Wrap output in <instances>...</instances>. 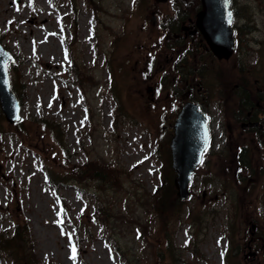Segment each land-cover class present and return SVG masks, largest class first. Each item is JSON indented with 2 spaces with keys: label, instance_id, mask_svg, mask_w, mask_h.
I'll list each match as a JSON object with an SVG mask.
<instances>
[{
  "label": "rangeland",
  "instance_id": "rangeland-1",
  "mask_svg": "<svg viewBox=\"0 0 264 264\" xmlns=\"http://www.w3.org/2000/svg\"><path fill=\"white\" fill-rule=\"evenodd\" d=\"M234 4L241 48L218 61L173 48L162 30L193 17L199 0H0V44L16 58L8 74L21 103L14 124L0 107V236L28 225L43 263L264 264L252 226L264 232V142L235 121L250 87L264 108V0ZM194 62L211 141L175 209L171 130L199 95L178 89L173 69ZM96 167L108 182L83 175ZM0 264H14L7 251Z\"/></svg>",
  "mask_w": 264,
  "mask_h": 264
},
{
  "label": "water",
  "instance_id": "water-1",
  "mask_svg": "<svg viewBox=\"0 0 264 264\" xmlns=\"http://www.w3.org/2000/svg\"><path fill=\"white\" fill-rule=\"evenodd\" d=\"M202 4L197 26L213 53L219 59H229L235 48L234 30L230 27L233 18L230 0H202ZM14 61L0 46V99L6 118L11 123L20 118V106L10 91L7 73L8 62ZM174 129L170 145L172 166L177 174L174 184L178 196L187 199L192 175L209 144L208 118L199 112L197 106L187 103L179 114Z\"/></svg>",
  "mask_w": 264,
  "mask_h": 264
},
{
  "label": "trees",
  "instance_id": "trees-1",
  "mask_svg": "<svg viewBox=\"0 0 264 264\" xmlns=\"http://www.w3.org/2000/svg\"><path fill=\"white\" fill-rule=\"evenodd\" d=\"M262 97L264 99V93H263ZM244 98L246 100L249 97L244 96ZM244 98H242L243 101H242L241 106H240V104L238 106V109L241 108L242 111H244L246 107H249V105L247 104V101H245ZM241 110H239V112H237V114H236L237 120L241 115ZM261 113H263V115H264V108L261 110ZM242 155L246 158V159L244 158L242 160V168L248 169L250 167V163H249L250 161L247 160V153H246L245 149L243 150ZM99 170H102V169L99 167H96V168L92 169L93 172H84V170H83L82 173H83V175L86 173L87 177L92 178L95 181H98V182L106 181V182H108L107 176H105L104 174H98L96 172ZM103 173L108 174L109 172H103ZM172 188H174L173 185H172ZM164 196L165 197L163 199H162L161 195H158L155 198L156 202L160 198L159 203L157 202V204H159V206L161 208H164L165 204L167 203L166 193L164 194ZM180 203H182V200H180L179 198H175L173 205H172L173 208L176 209V206ZM34 247H35V245L33 242L31 231H30L28 225H25V224L17 225L16 231L10 239L5 240L3 236H0V250L7 251L9 253V255L12 257L15 264H56L54 262H44L43 263L42 261L37 259V257H35Z\"/></svg>",
  "mask_w": 264,
  "mask_h": 264
},
{
  "label": "flooded vegetation",
  "instance_id": "flooded-vegetation-1",
  "mask_svg": "<svg viewBox=\"0 0 264 264\" xmlns=\"http://www.w3.org/2000/svg\"><path fill=\"white\" fill-rule=\"evenodd\" d=\"M194 21H195L194 19L192 21L191 18H188L187 20H183L181 22V25L179 26L176 32H169V31L165 32V36H168L169 34L172 35L173 40L175 42L172 45L173 48L183 46L184 48L192 49L193 47L198 46L208 51L206 45L201 39V34L198 31L194 33V30L196 29V25ZM192 60H195V59L193 58ZM173 73H175V67L173 69ZM193 86H194V80H192L191 82H188V87H185V88H187L188 92H191L194 89ZM197 91L201 92V87L197 89ZM198 105L202 107L201 103H198ZM254 117L255 116H253L252 112L247 113V116L245 118L246 123H243L242 127L253 126V125L257 126L256 123H253Z\"/></svg>",
  "mask_w": 264,
  "mask_h": 264
},
{
  "label": "bare ground",
  "instance_id": "bare-ground-1",
  "mask_svg": "<svg viewBox=\"0 0 264 264\" xmlns=\"http://www.w3.org/2000/svg\"><path fill=\"white\" fill-rule=\"evenodd\" d=\"M40 17L41 16L40 15H37V14L31 16V18H30L31 23H34ZM42 22L43 23H47L48 22V19L46 18L45 21H42ZM51 46L52 45H44V49L42 50V53L48 55L52 51L51 53H53L54 56H55V58H56V60L59 61L60 58H61L60 57V54L62 53L61 50L60 49H53V48H51ZM50 65H53L54 67L58 68V64L49 63V66Z\"/></svg>",
  "mask_w": 264,
  "mask_h": 264
},
{
  "label": "snow or ice",
  "instance_id": "snow-or-ice-1",
  "mask_svg": "<svg viewBox=\"0 0 264 264\" xmlns=\"http://www.w3.org/2000/svg\"><path fill=\"white\" fill-rule=\"evenodd\" d=\"M17 10L19 11V8H17ZM229 17H231V13H229ZM229 23H231V20H229ZM72 252H73L72 259L75 260V254H76V248H75V246L72 247ZM222 255H223V253H222Z\"/></svg>",
  "mask_w": 264,
  "mask_h": 264
}]
</instances>
